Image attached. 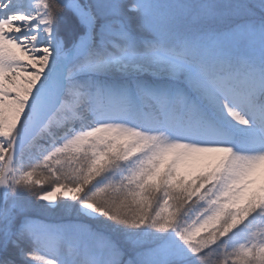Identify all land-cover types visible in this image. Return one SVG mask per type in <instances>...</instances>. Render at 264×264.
<instances>
[{
	"label": "snow or ice",
	"instance_id": "obj_1",
	"mask_svg": "<svg viewBox=\"0 0 264 264\" xmlns=\"http://www.w3.org/2000/svg\"><path fill=\"white\" fill-rule=\"evenodd\" d=\"M0 264H264V0H0Z\"/></svg>",
	"mask_w": 264,
	"mask_h": 264
}]
</instances>
